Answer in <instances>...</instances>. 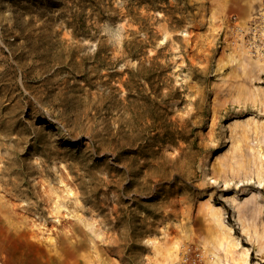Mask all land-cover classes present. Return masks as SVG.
<instances>
[{
  "label": "rangeland",
  "instance_id": "rangeland-1",
  "mask_svg": "<svg viewBox=\"0 0 264 264\" xmlns=\"http://www.w3.org/2000/svg\"><path fill=\"white\" fill-rule=\"evenodd\" d=\"M220 218L264 264V0H0V264H205Z\"/></svg>",
  "mask_w": 264,
  "mask_h": 264
},
{
  "label": "bare ground",
  "instance_id": "bare-ground-1",
  "mask_svg": "<svg viewBox=\"0 0 264 264\" xmlns=\"http://www.w3.org/2000/svg\"><path fill=\"white\" fill-rule=\"evenodd\" d=\"M209 226L214 232L211 238L202 240L203 250H201L205 264H250V248L242 245L240 238L234 235L232 228L222 218L210 221ZM243 230L245 231L246 228L244 227ZM253 234L255 235V232ZM157 238L156 236L149 237L147 242L156 248L154 245L159 243ZM178 243L177 239L170 243L168 248L170 255H174ZM259 248L264 255V240L260 241ZM147 263L158 264V261L150 258Z\"/></svg>",
  "mask_w": 264,
  "mask_h": 264
},
{
  "label": "trees",
  "instance_id": "trees-1",
  "mask_svg": "<svg viewBox=\"0 0 264 264\" xmlns=\"http://www.w3.org/2000/svg\"><path fill=\"white\" fill-rule=\"evenodd\" d=\"M130 53L132 52L131 50L129 51ZM135 54V53H134Z\"/></svg>",
  "mask_w": 264,
  "mask_h": 264
}]
</instances>
